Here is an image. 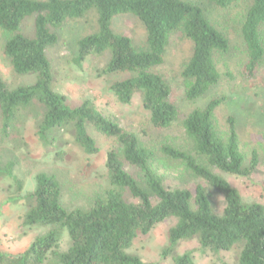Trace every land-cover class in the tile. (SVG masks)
Returning <instances> with one entry per match:
<instances>
[{
    "label": "trees",
    "instance_id": "1",
    "mask_svg": "<svg viewBox=\"0 0 264 264\" xmlns=\"http://www.w3.org/2000/svg\"><path fill=\"white\" fill-rule=\"evenodd\" d=\"M212 1L228 8L236 0ZM92 12L97 29L78 40L75 59L80 62L88 55L109 51L111 57L103 72L113 77L110 90L124 104L140 93L154 129L167 130L179 119L172 88L156 70L165 61L173 33L183 32L193 45L181 73L189 99L204 96L222 78L215 54L229 51V38L208 19L201 5L190 0H0V28L8 34L5 53L15 73L36 77L34 83L18 88H11L0 78V143L17 130L23 111L38 101L44 108L37 130L40 140L45 142L55 130L72 125L76 144L92 154L98 144L87 128L91 124L118 144L108 152L106 161L112 187L87 208H66L56 175L36 173L35 188L24 196L28 205L22 225L30 230L50 229L37 235L20 253L0 250V264H150L128 249L138 236L149 234L170 218L176 222L168 230L165 254L176 252L183 241L196 239L205 251L239 247V264H264V205L244 201L223 176L247 175L250 168L240 149L235 120L229 118L225 136L217 128L214 113L221 99H211L184 118L190 149L168 143L160 147L161 153L181 162L206 185L170 188L153 167L155 152L135 133L105 116L90 100L71 108L67 96L53 88L48 48L58 43V30L66 22ZM117 15L134 16L144 25V48L113 29ZM29 20L32 33L27 34L22 28ZM242 35L248 52L244 73L252 78L264 63V0H251ZM15 167L14 158L0 162V185L12 180L8 189L14 200L25 185L15 174ZM208 188L223 196V212L215 211ZM66 230L69 246L62 249ZM174 260L176 264H193L192 252Z\"/></svg>",
    "mask_w": 264,
    "mask_h": 264
},
{
    "label": "rangeland",
    "instance_id": "2",
    "mask_svg": "<svg viewBox=\"0 0 264 264\" xmlns=\"http://www.w3.org/2000/svg\"><path fill=\"white\" fill-rule=\"evenodd\" d=\"M190 1L201 5L208 19L229 38L230 49L226 53L215 54L216 65L222 74L220 82L204 96L191 100L186 96L187 84L181 73L192 55L193 45L181 31L171 35L165 61L156 69L169 82L172 101L179 109V119L169 129H154L140 93L130 103L124 104L110 90L113 77L103 72L111 57L109 51L88 55L80 62L75 59L78 40L97 29L94 12L82 19L66 22L58 30V43L48 48L47 55L53 69V88L67 96L71 108L90 100L105 116L135 133L145 146L155 152L153 167L170 188L193 189L197 183L206 185L201 179L192 176L181 162L161 153L160 147L168 143L190 149V141L183 126L184 118L193 109L203 108L211 99H221L214 113L217 128L225 136L229 132V118L235 120L240 149L250 168L247 175L223 173V176L238 189L244 201L264 205V63L252 78L244 73L248 52L242 25L251 0H236L228 8H220L212 0ZM113 29L131 37L136 47L146 46V29L136 17L115 16ZM22 31L32 33V20L23 25ZM7 38L8 34L0 28V78L11 88L34 83V74L15 73L4 50ZM43 109L38 101L27 107L17 123V130H13L6 142L0 143V162L3 164L14 158L15 174L25 181L24 189L16 200L8 189L11 179L0 185V250L4 252L20 253L37 235L50 229L36 227L30 230L22 225L28 205L24 196L35 188L36 173L45 171L56 175L63 189L62 203L68 209L87 208L97 196L105 194L112 187L106 161L108 152L118 147L116 140L88 124L87 128L98 144L95 153L87 154L76 144L72 125L55 130L44 142L37 133ZM208 190L215 211L223 212V196L213 189ZM175 222V218H170L158 223L149 234L138 236L128 252L150 264H176L174 258L186 251L192 252L193 264H239V247L205 251L196 239L183 241L176 252L165 254L168 230ZM68 246L66 230L61 248L66 249Z\"/></svg>",
    "mask_w": 264,
    "mask_h": 264
}]
</instances>
